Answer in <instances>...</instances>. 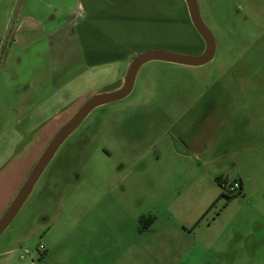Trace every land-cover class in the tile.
Returning a JSON list of instances; mask_svg holds the SVG:
<instances>
[{
    "label": "rangeland",
    "instance_id": "obj_1",
    "mask_svg": "<svg viewBox=\"0 0 264 264\" xmlns=\"http://www.w3.org/2000/svg\"><path fill=\"white\" fill-rule=\"evenodd\" d=\"M197 2L216 41L213 61L199 68L148 63L138 72L131 95L93 111L55 155L1 235L0 264H104L105 255L87 247L107 243V233L112 243L120 244L129 239V230L136 232L135 222L145 215L161 216L166 213L162 208L170 207L180 212L187 203L199 205L210 192L223 195L220 180L232 182L234 176L210 185L203 173L211 176L232 168L228 154L250 176L246 210L240 212L238 199L228 206L222 197L207 222L223 214L215 227L221 231L228 223L221 222L236 213L264 214V152L255 162L242 160L264 136V0ZM18 7L16 0H0V91L2 85L15 84L12 77L2 76L9 69L6 60L14 41L10 23L7 30L5 26L16 19ZM182 34L189 38L183 27ZM24 67L28 72V65ZM120 73V66L113 68L90 90ZM249 106L254 110L243 108ZM249 112L256 114L251 120ZM178 152L192 159L178 157ZM217 158L222 160L209 163ZM194 167L199 168L198 181L187 193ZM167 169L174 170L167 174ZM10 179L0 181V194L9 189ZM160 184L168 187L167 194L159 193ZM100 199L115 200L117 209L105 207L99 216L90 212Z\"/></svg>",
    "mask_w": 264,
    "mask_h": 264
},
{
    "label": "crops",
    "instance_id": "obj_2",
    "mask_svg": "<svg viewBox=\"0 0 264 264\" xmlns=\"http://www.w3.org/2000/svg\"><path fill=\"white\" fill-rule=\"evenodd\" d=\"M16 1L19 5L16 19L5 26L7 30L10 23L14 41L6 60L9 69L2 76V80L12 77L15 84L2 85L0 91V139L8 136L0 144V159H4L0 160V181L12 179L9 189H3L0 194V218L57 133L87 101L122 89L129 68L139 55L161 51L200 56L206 49L184 0ZM182 27L189 38L183 37ZM28 61L31 64H27L26 72L22 68L26 69ZM117 66L121 67L118 79L90 90ZM243 108L254 110L250 106ZM255 115L249 112L250 120ZM252 122L254 125L258 121ZM260 152H264L263 135L257 147L243 155L242 160L255 162ZM176 155L192 159L186 153ZM226 159L232 168L211 176L203 173V181L211 185L214 179H230L233 175L242 184V196L237 198L242 212L246 210L250 176L238 169L240 161L235 155L228 154ZM221 160L210 159L209 163ZM198 169H193L194 183H190L187 193L196 188ZM170 170L174 169H167V174H172ZM158 190L164 195L168 187L160 184ZM212 193L199 205L191 202L181 206L180 212L170 207L162 208L166 213L161 216L145 215L155 217L147 230L140 232L138 219L136 232L129 230V239L123 243H112V235L107 233V243L91 244L87 251L102 252L104 264H264V214L255 210L247 216L236 213L228 220L226 217L221 222H228L224 223L226 227L217 231L215 227L223 214L207 222L213 209L206 212L221 196ZM105 207L113 211L118 205L115 200L100 199L90 212L98 215ZM163 207H166L164 202Z\"/></svg>",
    "mask_w": 264,
    "mask_h": 264
},
{
    "label": "water",
    "instance_id": "obj_3",
    "mask_svg": "<svg viewBox=\"0 0 264 264\" xmlns=\"http://www.w3.org/2000/svg\"><path fill=\"white\" fill-rule=\"evenodd\" d=\"M189 11L193 26L206 44L204 53L200 56H185L161 51H149L139 55L131 64L125 85L119 91L99 95L87 101L77 114L57 133L42 157L32 170L23 187L15 197L6 214L0 220V237L17 217L34 187L42 177L63 143L83 124L87 117L97 108L126 99L133 92L139 70L151 62H163L184 67L199 68L213 61L216 54V41L202 19L197 0H184Z\"/></svg>",
    "mask_w": 264,
    "mask_h": 264
},
{
    "label": "built area",
    "instance_id": "obj_4",
    "mask_svg": "<svg viewBox=\"0 0 264 264\" xmlns=\"http://www.w3.org/2000/svg\"><path fill=\"white\" fill-rule=\"evenodd\" d=\"M220 188L226 197L239 196L242 191V184L239 180L229 182L228 180H220ZM40 251H44V247H40Z\"/></svg>",
    "mask_w": 264,
    "mask_h": 264
},
{
    "label": "trees",
    "instance_id": "obj_5",
    "mask_svg": "<svg viewBox=\"0 0 264 264\" xmlns=\"http://www.w3.org/2000/svg\"><path fill=\"white\" fill-rule=\"evenodd\" d=\"M241 196H242V191H241V193H240L239 196H234V197H226L225 195H221V196L219 197V199H218L217 201H215V202L213 203V205L208 209V211L206 212V214H207L208 212H210V210H212V209L215 208L216 204L218 203V201H219L222 197L227 198V201L229 202V201H232V200H234V199L240 198ZM206 214L202 217L201 220H203V219L205 218ZM154 221H155V217H149V218H144V217H143V218H141V219L139 220V226H140V227H139V230H140V232H143V231L147 230V229L151 226V224H152Z\"/></svg>",
    "mask_w": 264,
    "mask_h": 264
},
{
    "label": "flooded vegetation",
    "instance_id": "obj_6",
    "mask_svg": "<svg viewBox=\"0 0 264 264\" xmlns=\"http://www.w3.org/2000/svg\"><path fill=\"white\" fill-rule=\"evenodd\" d=\"M67 140H68V139H67ZM67 140H66V141H67ZM66 141L63 143V145H65ZM63 145H62L61 147H63ZM60 149H61V148H60ZM60 149H59V150H60ZM59 150H58V151H59ZM51 162H52V161H51Z\"/></svg>",
    "mask_w": 264,
    "mask_h": 264
}]
</instances>
